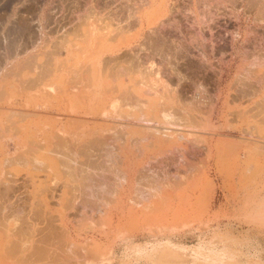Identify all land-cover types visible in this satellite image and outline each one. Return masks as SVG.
Instances as JSON below:
<instances>
[{"label": "rangeland", "instance_id": "obj_1", "mask_svg": "<svg viewBox=\"0 0 264 264\" xmlns=\"http://www.w3.org/2000/svg\"><path fill=\"white\" fill-rule=\"evenodd\" d=\"M129 2L131 3V0H53L54 37L52 43L54 55L55 57L63 55V57L55 60L53 65L55 81L53 87L49 86V89L54 94V111L48 113V116L36 112L34 109L35 105L31 103L28 98L26 103L23 105L19 104V100L22 97L21 93L24 91L27 93L30 92L28 88L25 89L22 86L23 80L21 78L20 67H15L13 65L9 67L10 71H3L4 65H0V235L5 240V246H11L0 251V264H206L203 261L199 263L195 262V258H192L189 254L190 251H171L169 249L175 246V249L180 250L182 246H190V244L195 243L197 244L191 251L203 253L202 258L223 256L224 260H229L231 258L237 259L236 256H239L240 258L237 259V264H264V95L258 97V101L254 103L251 102L253 100L252 93L245 94L246 92H237L239 95H236L237 100L234 99L235 97L233 98V95L236 93H233L229 97L227 105L228 122L224 123L223 121H217L215 117L210 121L212 114L210 112V107L213 105L216 91H214L212 85L208 83L207 92L201 93L204 97L197 95L200 99L202 97L201 100L199 98L198 100H195L196 98H191V93L195 94V92L198 91L196 90L197 78L195 79L192 77L194 74L192 72L193 68L190 65L191 62L181 59V61L188 62L187 64L186 62L182 63L180 60L176 59L177 56L176 58L171 57L173 60L169 59L168 61L165 59L167 61L165 62V69L167 68L168 70L171 66H175L174 70L176 68V72L171 79L172 82L168 84L169 87L172 88V92H174L173 89H175V87L176 89L178 87L176 92L179 91V93H182L180 94V96L183 97L182 99L188 97V99H184L182 102L185 104L189 103L186 107H188L190 113L194 115H191V119H187L186 122L184 121L185 119H182V121L177 120L178 123L180 122L179 124L173 122L169 124L170 127H168V130H170L172 126L173 128L171 129L176 133L172 132L171 138L169 139L171 140L170 143H165L166 145L164 144L160 147V155L164 156L167 153L164 156V158L167 157V159H169V152L164 151V149H171L169 151L172 152V146H175V148L177 147V149H174L177 150L176 152L173 150L174 154L177 153L176 155H178L176 156L178 160L175 159L177 163H175L174 160L172 163V159H169L170 162L166 159L170 165L166 164L167 166L158 167V173H154V171H151L152 173L150 171H145V173H143L144 170H142L141 175L145 176L144 174H146V172L149 174L145 176L147 183L144 181V178L141 180L139 178L137 182H141L140 184L138 183L137 186L142 188L140 185L144 184V192L147 190V193L145 192L147 195L144 193L138 196L144 197L146 195L147 200H143L145 198L141 199L140 197L141 201H139L143 203L140 205L137 191L140 192L141 190L136 191L133 187L128 197L131 199V195L133 197L135 196L133 198L135 200L137 196V200L134 201V204H130L133 203L131 202L133 200L128 198L130 202L127 201V205L125 206L126 210L132 211L145 207L148 208L149 204H154V207L151 206V208L154 209V212L156 211L155 213L159 212V214H157L156 219L151 222H142L133 216L129 217L128 220L120 222L122 223L120 225H117L116 222L111 224L108 220V222L106 221V216L109 217V215L105 216L106 207H113L115 211L116 206L114 205L117 202L118 196V192L115 193L116 191H114L115 188H117L116 190L118 191V185L115 183V180L120 176H118V173V175L115 174L116 171L113 170L114 168H111L112 162L110 158H107L109 156L111 157V155L106 149L108 147L110 149L112 145L106 146L103 143L104 146L99 142V144L94 143L93 146V142H90V140L97 138L98 136L96 135L99 133L97 131L100 130L101 133L104 127L113 126L120 129V126H127L125 123V125H122V120L119 117L103 116L104 113H109L108 111L111 109L110 105L112 102L110 99L115 96L112 89L108 87H110L111 84H116V81L122 77H120L121 74L117 72L119 70L109 73L110 70L113 68L116 69L118 66H112L111 62L107 64L109 60L104 62V59L108 58L109 55L103 53L110 48H116L123 44L125 45L127 42H131L134 39L137 26H134V28L131 27L132 29H126V31L124 29H119V26L124 23L119 17L120 15H124L125 11L127 12L130 7ZM98 3L99 5L97 6ZM127 4L129 6H127ZM89 11L96 14L91 18L93 19V27L95 28L93 34L94 41L90 49L83 51L82 29L84 26V15L89 13ZM117 14H119V16ZM173 16L174 22L172 21L171 26L169 25L167 28L168 30L171 29L169 30L170 32L167 30L165 31L167 35L168 33L170 34L168 35L167 44H169V39L172 37L171 40L174 42L170 41V46H173V51L175 50L177 52L176 49H181L182 52H185L191 44L193 45L191 47L192 49L197 46L195 47V49H197L196 52L200 51L201 40L199 41L198 37L195 39L192 38L193 40L189 39L188 37L190 34L182 38L179 35V31L183 30L182 28L184 27L180 29V25L182 24L178 19L177 12L173 14ZM117 19H120L121 22H117ZM245 26V23H241L242 30L245 29ZM228 27H230V23H228ZM211 31L214 36H217L219 28L213 26ZM171 33H173L174 37ZM179 41L180 43L182 42V47H184V44L186 45V42L191 43L192 41V43L186 45V49L183 50L182 47L178 46ZM131 43L135 44L133 41ZM180 43L179 45H181ZM195 49L193 51H195ZM217 58L218 57L215 56L211 60L215 61ZM98 59H102L101 63L103 66L106 63L105 69L103 70L99 67V71L106 81V85L109 84L108 86H104L105 90L108 89V91L106 90L108 94H106L105 90L101 91L96 88L94 77L90 69L88 71L89 67L86 72L84 70L85 65L89 66ZM190 59L191 58L188 57L187 60ZM191 60L196 62L193 59ZM115 62L116 61H114L113 65H115ZM237 63L238 61L236 59L231 66V74L234 73ZM102 64H100L101 68L103 67ZM119 64L116 63V65ZM81 65L83 66L81 67ZM109 65H111L112 68L108 69ZM131 71V73L135 75V77H133L134 81H132V79L130 81L127 80V83L129 84L132 98L133 96L137 98L134 97L136 98H133L134 100L131 98L132 100H130V103L132 101V104L128 103L127 105V103L122 102V105L118 109L122 113V116L125 118L126 115V118L129 120H133L137 114V116H139V111H142L143 116L145 115L149 118L153 115L154 117V112H159L156 110L159 107L155 104L151 106L146 97L141 98V96H138L141 92L140 89L146 91L145 87H142L146 86L147 88V85L142 86L139 84L141 86L140 88L137 84V88L135 86L136 80L139 83L138 79H136L137 72L134 71V69ZM169 71H172V68ZM177 71H180V74ZM186 71H188V73H185ZM85 73L89 74V76ZM107 73L110 74V76ZM111 73H114V76L111 75ZM116 73L120 75L118 74V76ZM26 74L27 76H25L24 80L28 81V72ZM184 74L186 76L183 78ZM85 75L86 77L84 78ZM106 75H108L107 78ZM7 76L8 80L6 79ZM87 76L90 77V81ZM177 76H180L181 79H176ZM194 76H196V74ZM154 77L155 76H151V78L155 79ZM164 77L165 75L162 79L165 80ZM187 77L188 79L185 80ZM229 77H227L226 80H229ZM156 80L159 84L158 88H163L162 85L165 83H163L160 78H156ZM108 81L109 83L107 84ZM176 81L181 84L177 86ZM182 82L186 83L183 84ZM132 83L134 85L130 87ZM86 84L88 85L86 86ZM134 86L136 87L135 90ZM181 86L182 88H180ZM185 90L191 91V93L185 92ZM100 92H102V94H100ZM239 93H244V96L242 95V97ZM112 95L114 96L111 97ZM148 96L149 95H147V98ZM192 99L194 102H192ZM191 103H194V105ZM179 104L182 105V103ZM193 106L194 109L191 110ZM149 107L152 108L150 109ZM161 113L162 111L157 115L159 118L151 123L156 130L158 129L157 131L152 129L155 134L164 133L162 130L164 131V128H167L164 126L167 125L165 122L168 120L165 121L161 118ZM128 116H130V118ZM77 119L79 121H77ZM80 119L82 121H80ZM83 119L86 121L88 120V127L91 128L92 131L91 135H89L91 139H87L89 141L84 138L88 135L83 136V134H81L85 131L84 134L88 133V128L84 126L86 123H84ZM198 121L204 123L205 127L202 125L198 126ZM174 124L175 126H173ZM206 125L209 128H207ZM129 126L134 127L136 124L132 123L129 124ZM214 127L218 128L214 130ZM143 128H145V126ZM160 129L162 130L160 131ZM55 131L58 136H56V134L53 135ZM94 132L95 134H93ZM177 132L179 134H177ZM173 133L177 134L176 137ZM133 134L134 133L131 135ZM37 135L52 136V143L36 142L35 136ZM127 135L129 134L127 133ZM134 135V137H136V134ZM180 135H182V137ZM124 139L119 140L122 142L120 144L118 142H115V144L113 143V147L110 151L117 153L121 144L126 145V143H123L125 142ZM134 140L135 139H131L130 143H133ZM174 140L175 142H173ZM100 144L104 146H101V149ZM170 144H172V146H170ZM186 144L188 146H186ZM169 146L170 148L168 149ZM150 147L151 157L156 156L158 154L157 151H159V146L150 145ZM190 148L193 149L191 150ZM185 149L187 154H184ZM100 150L101 152H99ZM162 150L164 152L161 153ZM190 151L193 152L191 153ZM98 152L100 155L97 156ZM92 156L96 158H94V161L96 160L93 162L94 164L91 162L93 161ZM97 157L101 160L100 162ZM97 161L98 163H96ZM102 161L103 163L105 162L104 165L101 163ZM89 162L94 166L92 167ZM183 162L187 165L193 163V166H186ZM211 162L213 164V179L211 176L207 175L211 167L209 166ZM80 163L81 170L79 167L77 168V166H75ZM88 164L91 167L88 166ZM95 168H97L96 172L92 171L95 170ZM85 169L88 170L86 171ZM89 170L90 172H88ZM97 170H99V172H97ZM76 171L79 174H77ZM164 171L167 172L165 173ZM97 174L99 176L95 177ZM153 174L154 176H152ZM156 174L159 175V177ZM93 175L97 179L91 181ZM112 175L117 178L114 179ZM167 176L168 178H166ZM81 177L85 179H81ZM100 177H106V181L102 178L103 182H101L102 180ZM156 177H158V180L155 179ZM160 179L162 180L160 181ZM79 180L81 181L80 184L83 183V181L87 184L84 182L82 184L84 186H82L79 184ZM61 181H63V183ZM110 181L115 184L110 185ZM163 181L169 187L162 183ZM92 182L93 184L96 182L94 184L95 186ZM99 182L100 184L96 188ZM104 182H106L105 185L107 187L110 185L111 190L114 191V193H112L109 187V189L107 187L104 188L108 190L107 197H105L106 194L102 189V194L107 203H104L105 205L103 204L104 199L102 196H99L101 195L100 188L103 185L101 183ZM65 184L69 186L72 184V186L68 187ZM151 184H155V186L152 187ZM134 186H136V184ZM81 187H83V190H81ZM154 187H156L157 190L159 189V192L156 191ZM112 188H114V190ZM137 188L138 187L135 189ZM77 189L81 191L80 195ZM149 189H151L150 191L155 190L154 193L157 197L154 196V193H152V195L150 191L148 192ZM67 190L69 191L68 193ZM85 190L87 193H84ZM46 192L48 193L46 194ZM148 193L152 196L150 197ZM86 194L89 195V197H86ZM110 197L115 199L112 203H110L112 200H108ZM89 198L92 199L93 202H91ZM99 199H101V204L104 205V208L99 203ZM161 199L164 204L162 202L163 205L161 208L157 209L158 207L156 206L159 205H157V202H160ZM136 201L139 203L137 202L138 204H136ZM144 203H148V205ZM74 204H77V206ZM81 204H83V208ZM85 205H91L92 207L84 208ZM170 205L174 206L175 209L173 208L170 210ZM74 206L79 209H75ZM99 208H102V212ZM152 209L150 210L152 211ZM174 210H176L177 214ZM46 212H48L49 215ZM166 212L169 213V215H173L175 212V215H173L175 216L174 219L168 218L170 223L163 221L164 217L161 219L162 213L165 214ZM81 214L85 216L80 217ZM101 219H103V221ZM46 220L48 223H45ZM39 231L40 233H38ZM54 231L61 232L62 234L58 233L53 239V235L57 233ZM65 231L68 232L66 233ZM24 233L29 237L28 240V237ZM45 235L49 236L46 237ZM62 235L65 238H62ZM56 236L57 238L59 237L61 241L64 239L63 243L59 238L56 239ZM143 243H150L151 248L156 247L157 249L155 251H145L147 248L141 245ZM122 244L124 249L128 248L127 245L131 248L139 246V251H127L129 253L125 254V258L132 259L133 262L128 261L124 263L119 261L118 255L121 251ZM22 245H24L23 248L21 247ZM55 246H57L59 250ZM25 247H32V250L35 251H26ZM158 249L160 251H158Z\"/></svg>", "mask_w": 264, "mask_h": 264}, {"label": "bare ground", "instance_id": "obj_2", "mask_svg": "<svg viewBox=\"0 0 264 264\" xmlns=\"http://www.w3.org/2000/svg\"><path fill=\"white\" fill-rule=\"evenodd\" d=\"M125 1H127V0H125ZM98 5H99V3L97 4V6ZM127 6H129V5L127 4ZM121 10H122V8H121ZM120 12H122V11H120ZM176 12H177L178 19L180 20V23L182 24V25H180V29H181V27H184V28H182L183 30H180V31L177 30V31L180 32V34L179 33H177V34H179L182 38L187 37V35H189V34H190L189 37H188L189 39H192V38L195 39L196 37H198L199 41L201 40V43H200L201 44V48H200L201 50L200 51L196 52L197 49H195V47H197V46L193 47V49L191 48L193 46L191 44L192 41H191V43H187L186 42V45L191 44V45L188 46L187 49L185 47L186 46L185 44L183 45L184 47H182V42L181 43H180V41L178 42V46L182 47L183 50L186 49L185 52L184 51L182 52L181 49H176L177 52L175 50L173 51V46L172 47L170 46L171 45L170 41H173V40H171L172 37L169 39V44H167L168 43V38H169L168 35H170V34L167 32L168 33V35H167L165 31L166 30L167 31L171 30V29L168 30L167 28H168L169 25L171 26V23L174 20L173 14H175ZM122 14H124V13H122ZM94 15H96V14L94 12H90V11H89V13H86L84 15L85 16L84 17V26H83V29H82V34H83L82 35L83 36L82 37V43H83L82 47H83V51H87L88 49H90L92 44H93V41H94L93 34H94V31H95L94 30L95 28L93 27L94 26L93 25L94 24L93 23V19H91ZM117 15L119 16V14H117ZM119 18H121V20L124 22L120 26L117 25V26H119V29H124L126 31V29H130L131 27L134 28V26H137V30H136L137 32H136V34L134 36V39L132 40L133 42H135V44H132L131 43L132 41L131 42H127V44H125V45L123 44L124 46L120 45V46H117L116 48L115 47L114 48H110V49L106 50L103 53V54H108L109 55L108 58L104 59V62L105 61L107 62V60H109L107 62V64H109V62H111L112 66H115V67L118 66L119 67V68L117 67L116 69L113 68L114 70L113 69L110 70L109 73L111 71H115L116 72V70H119L117 72H119L121 75L119 73H116V74L117 75L119 74L120 77L122 76L121 78H119L116 81V84H111L110 87H108L109 89H112V92L115 93L116 97L114 95L111 96V97L114 96L113 98L110 99L112 101L111 105H110L111 109L108 111L109 113H107V114L104 113L103 116L117 117V118L119 117L122 120V122H121V123H123L122 125L126 124L127 126H120L119 127L120 129H118L116 127H113V126H108L106 128L104 127L103 131H101V133H100V130L97 131V132L100 133V134L97 133L98 134V135H96V136H98L97 138L91 139L89 137V135H91L92 131H91V128H89L88 124H87L89 122H88V120L86 121V120L83 119L84 123H86L84 126L86 128H88V133L84 134L86 132L84 127H83V129H84L85 132L82 131L83 133H81V134H83V136L88 135L87 137H84V138L86 140L87 139H91L92 141L90 140V142H93V144L91 143L93 146H94V143H98L99 144V142H100L102 144L104 143L106 146L112 145V146H110V149L113 147V143L115 144V142H118L120 144L122 142H120L119 140L125 138L124 139L125 142H123V143H126V145L121 144L122 147L120 146V148L118 149L117 153H114L113 151L111 152L109 147L107 149L103 148V149H106V150L109 151V153H110L112 158L108 154H106V155L109 156L107 158H110L111 162L113 163V165L111 163V166H112L111 168H114L113 170L116 171L115 174L118 173L119 175L118 174L117 175L120 176L119 178H117L116 176L114 177L112 175V177H114V179L117 178V180H115L116 182L115 181L114 182L118 185V191L116 190L117 188H115V190H114V188H112L114 191H116L115 193L118 192V196H117V200H116L117 202L114 205V206H116L115 207V211H114L113 207H109V206L106 207L107 210L105 211L106 212L105 216L109 215V217L106 216V221L108 220L109 223H111V224L116 222L117 225L122 224L120 222L128 220V218L132 217V216L135 217L139 221L141 220L142 222H148V221L151 222L152 220L156 219V215L159 214V212L155 213L156 211L154 212V209L151 208V206L154 207L153 206L154 204L153 205H151V204L148 205V203H146V204L144 203L145 205H148L150 208L149 207L148 208L145 207V208L135 209V210H132V211L131 210H126L125 206L127 205V201H129V199H130L128 197L129 193L132 191L133 187H134V190H136V191L137 190H141L140 191L141 193L139 191H137L138 193L135 192V193H137V196L140 195V194L143 195L145 192L147 193V190H145V192H144V188H143L144 184L140 185L142 188L137 186V184L138 183L140 184V182H141V181L137 182V181H139V178H140V180L142 178L145 179V176H146V174H148L149 171L150 172L154 171V173L155 172L158 173L159 172V168L158 167H162L164 165L165 166L170 165L169 159H172V163L174 161H175V163H177L176 160H178V159L176 158V156H178V155H176L177 153L174 154V152L177 151V150H174V149H177V147L175 148V146H172V144H170V146H172L174 152H173V150H172V152L169 151V150H171V149H169L170 146L168 147L169 150H165L164 149V151L169 152L168 153L169 159H167V157L164 158V156L167 154L166 152H165L166 154L164 156L160 155V153H159L160 150H161L160 147L163 146L165 143H170L171 140H169V139L171 138V134H172V132H175V131H173V129H171V128H173L172 126L170 128V130H172V131L168 130V127H170L169 124H171L172 122L177 124L178 123L177 120L182 121V119H185L184 121L186 122L187 119H191L190 118L191 115L192 116L194 115V114H191L190 110H188V107H186V105H188L189 103L187 102L188 104H185V103L182 102V100L188 99V97L187 98L185 97L184 99H182L183 97L180 96V94H182V93H179V91H177L178 93L176 92V90H178V87H177V89H176V87H175V89H173L174 92H172V90H171L172 88L169 87L168 83L172 82L171 79H172V76H174V73L176 72L175 71L176 68L174 70L175 66L173 65L174 67H172L170 65L171 64L170 63L169 65L171 66L173 72L169 71V70H171V68L170 69L168 68V70H167V68L165 69V67H164L165 66V62H167L165 59H167L169 61V59H171V57H175L176 58V56H177L176 59L180 60V62H182V63H184L186 61L191 62L190 65L193 68L192 72H193L194 75L196 74V76L193 75L192 77L195 78V79L197 78L196 79V83H197V89L196 90H198V91L195 92V94L194 93L192 94L191 91L185 90V92H190L191 93V96H190L191 98H193V99L196 98L195 100H198V98H199L198 96H200V95L203 96L201 93L207 92L208 83H210L212 85V87H213L214 91H216V93H215L213 105L210 107V112L212 113L210 121H212V118L215 117L217 119V121H223L224 123L228 122L227 105H228L229 97L233 93H236V94H234L235 96L233 95V98L235 97L234 99H236V95H238L237 92H244V93L246 92L245 94H247V93L251 94L252 93L253 100L251 102H254V103L258 101V97L264 95V0H131L130 7L128 8L127 12L125 11V14L124 15H120ZM117 22H121L120 19H117ZM228 23H230V27H228ZM241 23H245L246 24V26L244 27L245 28L244 30L241 29ZM213 26H216L217 28H219V32H218L217 36H214V34L211 31ZM37 27H38L37 28L38 31H40V29H41L40 28V24H38ZM15 29L16 28H14V30ZM17 30H19V29H17ZM20 30L24 31L23 29H20ZM171 34L174 37L173 33H171ZM179 35H178V37H179ZM179 43L181 45H179ZM4 45L6 46V44H4ZM8 45L9 44H7V47H8ZM13 46H14V44H13ZM180 47H178V48H180ZM8 49H9V47H8ZM194 49H195V51H193ZM170 50L173 51V52H171ZM179 50H181V51H179ZM215 56L218 57L217 60L212 61L211 59L213 57H215ZM188 57L193 59L196 62H193L191 59H190L191 61L187 60ZM181 59L182 60L184 59L186 61H181ZM236 59H237L238 63L235 66L234 73L231 74V66L236 61ZM101 60L98 59L96 62L94 61V63H91V65H89V66L85 65V63H86L85 62L84 63V65H85L84 66L85 67L84 70L86 72L87 68L89 67L88 71L90 69V72H91V74L94 77L93 79L95 80L94 84H95L96 88L100 89L101 91H103V90H105L104 86L106 85V81L101 76L100 71H99V67H100V69L104 70L105 69L104 67L106 66V63L103 66V64L101 63ZM171 60H173V59H171ZM114 61H116L115 65H113ZM163 61H164V63H163ZM119 62H120L121 65L119 64ZM116 63L119 64V65H116ZM161 63L163 64V66H162ZM177 63H178V61H177ZM187 63L188 62H186V64ZM100 64H102V66H103L102 68H101ZM111 65H109L108 69L112 68ZM82 66L83 65H81V67ZM183 66H184V64H183ZM132 69H134V71L137 72L136 73V79H138V81H139V83H138L137 80L135 79L136 80L135 81V86L137 84H138L137 86L147 85V88H146V86L142 87V88L145 87L146 91L144 89L143 90L140 89L141 92H140V95H138V96H141V98L142 97H146L147 101L150 103L151 106L153 104H155V105H157L159 107V108L156 109V110L159 111V112H157L158 114L153 111L155 113L154 117H153V115L152 116L150 115L151 117L148 118L145 115L143 116L142 111H139L141 116H140V114H139V116H137L138 114L136 113L137 115H135V118L133 119V117L131 116V118L133 120H129L128 118H126V115H125V118H124L122 116V113L118 109L122 105V102L123 103H127V105H128V103L132 104V101L130 103V100H132L134 97H136V96H133V98H132V93L129 90V84L127 83V80L130 81L132 79V81H134L133 77H135V75L131 73ZM166 70H167V72H166ZM185 73H188V71H186ZM113 74L111 73V75H113ZM131 74L134 75V76H132ZM86 75L89 76V74H86ZM86 75L84 76V78L86 77ZM108 75L110 76V74H108ZM108 75H106V78H107ZM130 75H131L132 78L130 77ZM164 75H165V77H164L165 80L162 79V77ZM151 76H155L154 77L155 79L151 78ZM185 76L186 75L184 74L183 78ZM224 77H225V79H224ZM227 77H229L230 79L226 80ZM88 78H89L88 80L90 81V77H88ZM116 78H118V77H116ZM156 78L157 79L160 78L161 81H163V83H165V84L162 85L163 88L162 87H160L161 89L158 88L159 84L157 83ZM190 78H191V76H190ZM113 79H115V78H113ZM176 79L180 80L181 77L177 76ZM187 79H188V77L185 80H187ZM109 81H110V78H109ZM109 81L107 82V84L109 83ZM190 81H191V79H190ZM176 82H177V86H178V84H181L178 81H176ZM185 83H183V84H185ZM173 84H174V81H173ZM87 85L88 84H86V86ZM108 85H106V86H108ZM133 85L134 84L132 83L130 87H132ZM89 86H90V84H89ZM135 86H134V90L137 87V86L136 87ZM182 86L180 88H182ZM194 87H195V85H194ZM140 88H141V86H140ZM183 88H184V86H183ZM188 88H185V89H188ZM94 90H96V89H94ZM106 90L108 91V89H106ZM107 91H106V94H108ZM144 91H145V94H144ZM182 91H183V89H182ZM135 93H136V91H135ZM137 93H138V91H137ZM176 93H177V95H176ZM244 93H242V94L239 93V94L242 96ZM100 94H102V92H100ZM184 94H186V93H184ZM147 95H149L148 98H147ZM136 98H134V99H136ZM201 99H202V97H201ZM133 102H135V101H133ZM192 102H194V100ZM137 103H139V102H137ZM179 103H182V105L179 104ZM164 105H165V107H164ZM192 105H194V103ZM144 106H146V105H144ZM195 106H196V104H195ZM149 108H148V110H149ZM193 109H194V106H193V108L191 110H193ZM215 109H216V112H215ZM160 111H162L161 118H163L165 121L168 120L167 122H165V123H167V125L164 126V127H167V128L162 127L165 130L163 131L162 129H160V131L162 130V132H164V133L155 134L152 129L156 130V128H154L151 125V123L155 119L159 118V116L157 117V115L160 114ZM128 117L130 118V116H128ZM75 121H76V119H75ZM77 121H79V120L77 119ZM80 121H82V120L80 119ZM132 123L136 124V126H134V127H131L133 125L129 126V124H132ZM201 123H200V121H198L197 125L198 126L202 125L203 127H205V124L204 123L201 124ZM181 125H182V123H181ZM144 126H145V128H143ZM173 126H175V124ZM206 127L209 128L207 125H206ZM176 128H177V126H176ZM217 128L218 127H216V128L214 127V130H216ZM95 130H97V129H95ZM55 132H53V135L56 134V136H58L57 132L56 133ZM127 133L129 135H127ZM132 133L136 134V137H134L135 136L134 134L131 135ZM93 134H95V132ZM177 134H179V133L177 132ZM177 134H174V136L176 137ZM56 136H53V137H56ZM124 136H126V137H124ZM180 136L182 137V135H180ZM59 139H60V136H59ZM131 139H135L133 141V143H130ZM94 140L98 141V142H95ZM87 141H89V140H87ZM90 142H88V143H90ZM173 142H175V140ZM58 144H60V143H58ZM103 145L100 144V149H101V146L102 147L105 146V145L104 146ZM150 145L151 146L152 145H154V146L156 145V147L159 146V151H157L158 154L156 156L151 157L150 150H149L151 148ZM186 146H188V145L186 144ZM189 150H187V151H189ZM108 151H106V152H108ZM136 151H139V152H136ZM164 151L162 150L161 153L164 152ZM99 152H101V150ZM99 152L97 153V156L100 155ZM190 152L192 153L193 151H190ZM170 153H172V154H170ZM184 154H187L186 153V149H185V153ZM95 157H96V155H95ZM171 157H173V158H171ZM92 158H93V156H92ZM94 158H93V161H91L92 164H94L93 162L96 161V160L94 161ZM97 159H98L99 162L101 161L98 157H97ZM83 160H82V162H83ZM98 161L96 163H98ZM91 162H89V164ZM101 163L104 165L105 162L103 163V161H102ZM183 163L186 164L185 162H183ZM83 164H84V162H83ZM89 164H88V166L91 165V164L90 165ZM192 164L190 163L188 165H192ZM80 165H81V163L79 165H75V166H77V168L78 167L80 168ZM188 165L186 164V166H188ZM91 166L93 167L94 165H91ZM106 166H108V165H106ZM95 167H97V166H95ZM99 167H100V165H99ZM69 168H72V167H69ZM77 168H76V170H77ZM96 169L97 168H95V170H92V171L96 172ZM156 169H158V170H156ZM164 169H165V167H164ZM80 170H81V168H80ZM85 170L87 171L88 169H85ZM142 170H144L143 173H145V171H148V172H146V174H144L145 176L141 175ZM69 172H70V170H69ZM88 172H90V170ZM97 172H99V170H97ZM76 173H77V171H76ZM77 174H79V173H77ZM98 174L95 177L99 176ZM94 175H93V178H91V181L93 179H97V178L94 177ZM102 175H100V176H102ZM140 175H141V177H140ZM167 175H172V174H167ZM152 176H154V174ZM157 176L159 177V175H157ZM149 177H147V178H149ZM158 177H156L155 179H157ZM161 177H163V176H161ZM102 178H101V180H102L101 182H103V179H104V181H106L105 180L106 177L103 178V179ZM166 178H168V176ZM74 179H75V177H74ZM81 179H85V178L81 177ZM114 179H112V180H114ZM80 180H79V184L81 182ZM161 180L162 179H160V181ZM72 181H70V182H72ZM144 181L146 182V179ZM61 182L63 183V181H61ZM84 182L85 181H83V183ZM93 182H92V184H93ZM107 182H108V180H107ZM135 182H137V183H135ZM83 183H81L80 185H82ZM105 183L106 182L101 183L103 185L100 188L101 189V192H100L101 195H99L100 197L102 196V198L104 199V202L102 201L103 204L104 203L107 204V203H106L105 198H104L102 193L105 192V194H106L105 197H107V194H108V190L104 189V188L107 187L105 185ZM115 183L111 182L110 185L115 184ZM142 183H143V181H142ZM162 183L165 184L164 181ZM72 184H70V185L72 186ZM99 184H100V182L98 183L96 188L99 186ZM135 184H136V186H134ZM156 184H157V182H156ZM110 185L108 186L110 189L107 187L109 190H111ZM149 185H150V183H149ZM165 185L167 186V184H165ZM66 186L71 187L69 185H66ZM82 186H84V185H82ZM146 186H147V184H146ZM153 186H155V184L152 185V187ZM136 187H138V188L135 189ZM157 187H158V185H157ZM167 187H169V186H167ZM82 188L83 187H81V190H83ZM154 188L156 189V187H154ZM102 189H103V192H102ZM106 190H107V193H106ZM150 190L151 189H149L148 192ZM152 190H153V188H152ZM158 190L156 189V191H158ZM114 191H112V193H114ZM154 191H150V193L152 194V193H154ZM12 192H15V191H12ZM48 192H46V194ZM68 192L69 191L67 190V193ZM80 192L81 191H79V195L81 194ZM166 192H164V193H166ZM84 193H87L86 190H85ZM150 193H148V195L151 197L153 194L151 195ZM73 194H74V192H73ZM146 195L144 197L143 196H138V201L139 200L141 201L142 198H145L143 200H147V198H146L147 196ZM11 196H12V194H11ZM137 196H136V198H137ZM149 196H148V198H149ZM154 196H156L155 193H154ZM86 197H89V195H87ZM134 197L131 195V199L130 200H133V201H131L133 203H130V204H134V201L137 200L136 198L134 200L133 199ZM140 197H141V199H140ZM49 198H50V196H49ZM90 198H91V195H90ZM16 200H17V198H16ZM99 200H100L99 203L101 204V199H99ZM108 200H112L110 202V203H112L115 199H113V197H110V199H108ZM90 201L93 202L92 199H90ZM138 201H136L135 203L138 204L140 202V201L139 202ZM68 202H70V201H68ZM156 202H157V200H156ZM160 202L159 201L157 202V205L159 204L158 206H156V207H158L157 209L161 208V206L164 204L162 199L160 200ZM162 202H163V204H162ZM66 203H67V201H66ZM78 204H79V202H78ZM103 204H101V205L104 208L105 204L104 205ZM141 204H143V203L140 202V205ZM82 205L83 204H81V207H82ZM86 205L84 206V208L85 207H89V208L92 207L91 205H88V206H86ZM69 206H70V204H69ZM75 206H77V204ZM76 208L77 207H75V209ZM173 208H174V206L170 205V210H172ZM77 209H79V208H77ZM101 209L99 208L100 211H101ZM150 209H152V211ZM155 210H156V208H155ZM174 211L176 212V210H174ZM101 212H100V214H101ZM46 213H48V212H46ZM174 213H173V215H175ZM76 214H77V212H76ZM84 214H81L80 217H84L85 216ZM176 214H177V212H176ZM48 215H49V213H48ZM73 215H74V213H73ZM173 215H169V213H167V212L165 214L162 213L161 219H163V217H164L163 221H165L166 223L167 222L170 223L168 218L174 219L175 216H173ZM85 218H83V219H85ZM47 220L45 221V223L47 222ZM101 220L103 221V219H101ZM57 227H59V226H57ZM43 229H44V227H43ZM43 229H41V230H43ZM65 232L67 233L68 231H65ZM38 233H40V231ZM58 233L59 232H57L56 234L53 235L54 236L53 239L55 238V235H58ZM47 234H48V232H47ZM51 234H53V233H51ZM15 236H16V234H15ZM15 236H12V237H15ZM45 236L48 237L49 235L48 236L45 235ZM40 237H41V235H40ZM58 238L56 236V239H58ZM62 238H65V237L62 235ZM28 239H29V237L27 238V240ZM53 241H55V240H53ZM60 241H61V239H60ZM63 241H64V239H63ZM63 241H61V242L63 243ZM11 244H12V242H11ZM15 245H16V243H15ZM9 246H5V240L0 235V251L6 249V247L9 248ZM21 247L23 248L24 245H22ZM55 247H57V246H55ZM25 250L26 251L27 250L35 251V250H32V247H25ZM58 250H59V248H58ZM189 254L192 256V258H195L194 259L195 262L199 263V262L203 261L206 264H209V263H214V264H237V262H238L237 259L240 258L239 256H236L237 259L231 258L229 260H224L223 256H219V257H215V258L214 257L213 258H211V257L202 258L203 257V253H201L199 251H190Z\"/></svg>", "mask_w": 264, "mask_h": 264}, {"label": "crops", "instance_id": "obj_3", "mask_svg": "<svg viewBox=\"0 0 264 264\" xmlns=\"http://www.w3.org/2000/svg\"><path fill=\"white\" fill-rule=\"evenodd\" d=\"M53 15V0H0V65H4L3 71L9 70V67L13 65L20 67L23 80L22 86L25 89L28 88L30 92L24 91L21 93L22 97L19 104L23 105L28 98L35 105L36 112L47 116L48 113L54 111V94L49 89V86L53 87L55 81L53 65L55 60L63 57V55L59 57L54 55L52 43L54 37ZM38 24H40V32L37 29ZM14 28L16 29L14 30ZM7 44H9V49ZM27 72L29 79L25 81ZM6 79L8 80V76ZM35 141L38 143H52V136L37 135ZM209 166L211 167L207 175L213 179L212 162ZM196 244L181 245L180 250L175 249V246L169 249L171 251H191ZM141 245L147 248L145 251H155L157 249L156 247L151 248L150 243ZM121 246L118 255L119 261L124 263L133 262L132 259L125 258V254L129 253L127 251H139V246L131 248L127 245V249H124L123 244ZM158 251L160 250L158 249Z\"/></svg>", "mask_w": 264, "mask_h": 264}]
</instances>
